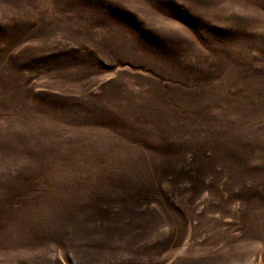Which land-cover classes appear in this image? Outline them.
Masks as SVG:
<instances>
[{"label": "rangeland", "instance_id": "obj_1", "mask_svg": "<svg viewBox=\"0 0 264 264\" xmlns=\"http://www.w3.org/2000/svg\"><path fill=\"white\" fill-rule=\"evenodd\" d=\"M0 264H264V0H0Z\"/></svg>", "mask_w": 264, "mask_h": 264}]
</instances>
